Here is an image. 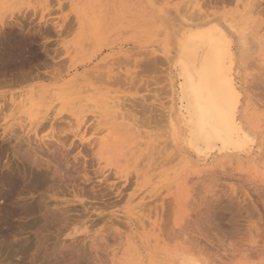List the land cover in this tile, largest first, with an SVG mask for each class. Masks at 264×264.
<instances>
[{"label":"rangeland","instance_id":"obj_1","mask_svg":"<svg viewBox=\"0 0 264 264\" xmlns=\"http://www.w3.org/2000/svg\"><path fill=\"white\" fill-rule=\"evenodd\" d=\"M257 1L262 15L264 0H0V264H264L262 46L251 36L238 76L249 158L203 164L165 121L177 25Z\"/></svg>","mask_w":264,"mask_h":264},{"label":"bare ground","instance_id":"obj_2","mask_svg":"<svg viewBox=\"0 0 264 264\" xmlns=\"http://www.w3.org/2000/svg\"><path fill=\"white\" fill-rule=\"evenodd\" d=\"M258 3L259 1L247 5L243 12H237L238 16H232L230 19L226 17L224 22L210 14L202 17L199 15L200 18H193V21L185 19L177 25L165 45L167 53L171 55L168 57L167 67L171 80L170 82L168 79L171 99L168 100V111L165 113L167 137L174 146L179 147L182 152L192 154L203 164L214 157L249 158L258 142L253 127L243 116L244 97L238 79L241 65H246L250 56L251 36L264 49V26L258 30L264 24V13L261 15L263 11L257 12L256 7L261 6ZM248 6L255 8L249 10ZM192 15L194 16V13ZM256 22L260 23V27L255 25ZM111 102V105L105 107L112 110L114 124L116 122L119 123L118 126L128 127L129 124L124 122L122 113L124 104L118 98ZM7 109L20 113L25 122L29 121V125L35 126V121L32 122L34 104L31 99L20 103L13 99ZM178 264L197 263L185 257L181 258Z\"/></svg>","mask_w":264,"mask_h":264}]
</instances>
